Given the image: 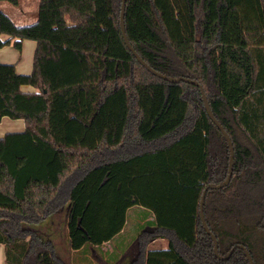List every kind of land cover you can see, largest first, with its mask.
<instances>
[{"label": "trees", "instance_id": "1", "mask_svg": "<svg viewBox=\"0 0 264 264\" xmlns=\"http://www.w3.org/2000/svg\"><path fill=\"white\" fill-rule=\"evenodd\" d=\"M2 1V0H0ZM15 6L20 0H5ZM40 0L38 20L0 11V48L36 42L30 73L0 62V243L5 264H75L44 223L67 205L78 264H264V0ZM32 86L34 91L23 90ZM141 206L135 254L110 252ZM153 228L151 233L149 230ZM161 236L166 248L148 249ZM241 245V246H239ZM235 247V248H234ZM234 251L226 257L230 251Z\"/></svg>", "mask_w": 264, "mask_h": 264}, {"label": "rangeland", "instance_id": "2", "mask_svg": "<svg viewBox=\"0 0 264 264\" xmlns=\"http://www.w3.org/2000/svg\"><path fill=\"white\" fill-rule=\"evenodd\" d=\"M39 1L40 0H20V5L19 6H15L14 4H12L9 1H5L2 0L0 1V11H3L5 13H7L12 19L13 21L17 24V25H30L33 24L35 22H37L38 20V7H39ZM34 40H30L29 42H27V44L25 45V50H24V55L25 57L29 56L30 58V62L33 63V56H34V52H35V42H33ZM33 44V46H32ZM11 49V50H10ZM10 49H2L0 50V53H5V56H9L12 53H14L15 51H17L16 53L17 56L21 55V51L19 49H15L13 50V46L12 48L10 47ZM14 51V52H13ZM137 207H141V206H133L128 210V215H127V224L125 226V232L122 233L123 235V241L125 243H121L120 246V241L119 239L115 240L112 243L106 244L105 248L106 249H110L111 246L112 248L114 247V243L116 244L118 242L120 248H122V258L124 260H127L128 258H132L130 251L134 249L135 243H136V234L137 231H139V229L136 226V222H137V217H138V212H132L133 208H137ZM131 213V214H130ZM129 216H131L129 218ZM66 218H67V205H65L64 207H62L61 211L59 213L56 214V216L54 218H52L51 220L48 219L45 223V229H50L51 230V237L56 245V249H57V253L66 258V252L69 250V239H68V230H67V225H66ZM140 218V216H139ZM129 220V221H128ZM140 221V220H139ZM141 223V222H140ZM139 227V226H138ZM132 231V234H131ZM125 235V236H124ZM122 237V236H121ZM116 244V246L118 245ZM116 246L113 248L115 249ZM167 247V242L166 241H162L160 240L157 243H150L147 248L148 249H152V248H166ZM119 248V249H120ZM78 253H80V251H77ZM126 254H129L127 256H125ZM0 256H5V252H4V248L2 247V244L0 243ZM125 256V257H124Z\"/></svg>", "mask_w": 264, "mask_h": 264}, {"label": "crops", "instance_id": "3", "mask_svg": "<svg viewBox=\"0 0 264 264\" xmlns=\"http://www.w3.org/2000/svg\"><path fill=\"white\" fill-rule=\"evenodd\" d=\"M30 39H24L23 41V46H22V49L20 50L21 51V55L17 56L18 53H16L17 51H13L14 53H12L11 55L9 56H5V53H0V62H9V63H16V66H17V70L18 72H21V73H30L32 71V68H33V63L30 62V58L29 56L25 57L24 55V50H25V45L27 44V42H29ZM35 42V41H33ZM13 45H7V46H4L2 48H0V50L2 49H7L8 50L10 49V47L12 48ZM33 46V44H32ZM35 47H36V42H35ZM13 50L16 49V47L13 46ZM11 50V49H10ZM1 52V51H0ZM23 90H26V91H34L35 88L32 87V86H29V85H26V86H23ZM25 128V121L23 119H12L10 117H4L2 119V121L0 122V136L4 135L6 132L8 131H22L24 130ZM138 212V217H137V222H136V226L138 228V226L141 224V223H144L147 219H152L153 218V215L150 211H148L146 208L144 207H137V208H133L132 212ZM131 214V213H130ZM140 216V218H139ZM131 216H129L130 218ZM140 220V221H139ZM129 221V220H128ZM141 222V223H140ZM127 224V223H126ZM139 229V228H138ZM146 230H149L151 233L153 232V228H150V229H146ZM125 232V229L122 230V232L120 233V235L115 238V240L121 239V241L119 242L120 243V246H121V243H125V242H122L123 241V235L122 233ZM139 231H137V234H136V238H138L139 236ZM131 234H132V231H131ZM122 236V237H121ZM125 236V235H124ZM114 240V241H115ZM160 240L162 241H166L167 240L161 236H158V237H155V238H152L147 246L150 244V243H157L159 242ZM109 244V243H107ZM118 244V242L116 243ZM116 244L114 243V247L116 246ZM136 244H137V240H136V243H135V246H134V249L130 251L129 254H131V257L134 256L135 254V248H136ZM119 244L116 246L115 249L110 248V252H117V251H121L122 248H120ZM2 247L4 248V245L2 244ZM120 248V249H119ZM80 253H78L77 251H74V250H68L66 252V255H65V259L66 260H73V262L75 264H78V259H75L79 256ZM129 254H126L125 256L129 255ZM124 256V257H125ZM133 258V257H132ZM131 258V259H132ZM130 258H128L127 260H131ZM0 264H5V256H0Z\"/></svg>", "mask_w": 264, "mask_h": 264}, {"label": "water", "instance_id": "4", "mask_svg": "<svg viewBox=\"0 0 264 264\" xmlns=\"http://www.w3.org/2000/svg\"><path fill=\"white\" fill-rule=\"evenodd\" d=\"M126 2L127 0H123L122 1V8H121V20H120V26H121V31H122V34H123V37H124V40H125V43L127 44V46L130 48L131 51H133L134 55L137 57V59L145 66L147 67L150 71H152L153 73H155L156 75L168 80V81H171V82H180V81H186V82H189V83H193L195 85H197L199 88H200V91H201V94H202V97H203V101H204V105H205V108L210 116V118L214 121V123L218 126V128L223 132V134L225 135L226 139L228 140L229 142V145H230V149H231V162H230V166H229V173H228V176H227V179L226 181L223 183V184H209L204 192H203V195H202V198H201V204H200V211H201V218H202V221H203V224H204V227L205 229L212 235L213 239H214V242H215V253L218 257H222L219 253V243H218V240H217V237L216 235L211 231V229L209 228V226L207 225L206 223V220H205V215H204V203H205V198H206V193H207V190L210 188V187H220L222 185H226L230 182L231 180V177H232V173H233V167H234V157H235V152H234V145H233V142H232V139L230 137V134L226 131V129L224 128V126L221 124V122L217 119V117L215 116V114L213 113L212 109L210 108V104H209V100H208V97L206 95V92H205V89L203 87V85L195 80V79H192V78H189V77H172V76H168V75H165L157 70H155L154 68H152L141 56L140 54L135 50V48L133 47L129 37H128V34H127V30H126V24H125V10H126ZM241 246V245H239ZM235 248V247H234ZM234 248L230 251V253L226 256V257H229L232 252L234 251ZM247 255H248V258L250 260V263L251 264H255L254 262V259L253 257L251 256V254L249 253V251L247 250Z\"/></svg>", "mask_w": 264, "mask_h": 264}]
</instances>
